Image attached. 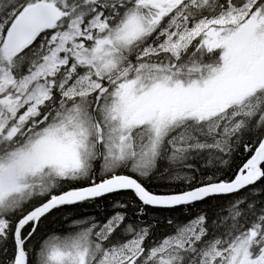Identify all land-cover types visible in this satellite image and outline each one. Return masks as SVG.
I'll return each instance as SVG.
<instances>
[{
  "label": "snow or ice",
  "instance_id": "6c2138e0",
  "mask_svg": "<svg viewBox=\"0 0 264 264\" xmlns=\"http://www.w3.org/2000/svg\"><path fill=\"white\" fill-rule=\"evenodd\" d=\"M0 264H264V0H0Z\"/></svg>",
  "mask_w": 264,
  "mask_h": 264
},
{
  "label": "trees",
  "instance_id": "16d2710c",
  "mask_svg": "<svg viewBox=\"0 0 264 264\" xmlns=\"http://www.w3.org/2000/svg\"><path fill=\"white\" fill-rule=\"evenodd\" d=\"M96 211V209L93 208H87L85 209L86 213H94ZM182 219H188V217H182ZM49 229H58L59 225L58 224H50L48 225Z\"/></svg>",
  "mask_w": 264,
  "mask_h": 264
}]
</instances>
